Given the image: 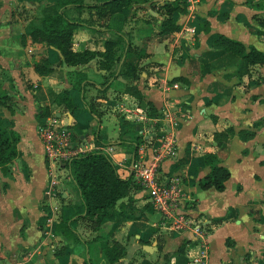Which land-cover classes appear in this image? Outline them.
Returning <instances> with one entry per match:
<instances>
[{
  "label": "crops",
  "instance_id": "obj_1",
  "mask_svg": "<svg viewBox=\"0 0 264 264\" xmlns=\"http://www.w3.org/2000/svg\"><path fill=\"white\" fill-rule=\"evenodd\" d=\"M83 1L87 6L62 10L79 23L71 49L103 51L113 41L109 70L101 56L60 63L56 48L31 41L30 29L54 12V0H0V101L8 107L0 104V119L19 135L15 157L0 166V264H193L200 247L190 229L162 224L140 186H133L130 201L120 199L130 217L95 229L79 216L71 178L61 177L53 199L58 212L47 227L46 163L36 127L51 112L83 151H104L119 175L134 181L129 164L148 161L168 132L175 153L161 161L158 178L175 177L184 205H192L186 213L203 223L206 264H264V61L248 64L214 43L221 34L264 53V0H193L192 31L175 43L177 29L158 31L161 4L173 0L117 12ZM184 19L178 14V26ZM43 55L51 71L39 75L33 63ZM126 64L134 66L132 73ZM127 85H135L142 99L128 94ZM60 91L69 94L72 110L53 101ZM205 153L228 170L220 191L199 186L209 172ZM101 240L121 249L116 260L102 255ZM181 243L183 252L171 254Z\"/></svg>",
  "mask_w": 264,
  "mask_h": 264
},
{
  "label": "trees",
  "instance_id": "obj_2",
  "mask_svg": "<svg viewBox=\"0 0 264 264\" xmlns=\"http://www.w3.org/2000/svg\"><path fill=\"white\" fill-rule=\"evenodd\" d=\"M99 5H106L108 12H117L136 3L146 2L148 0H97ZM55 10L53 13L45 14L41 20V26L32 28L29 31L31 41L43 43L46 46H52L58 50L61 55L60 63L79 64L90 60L95 56H101V66L109 70L113 62V41H107L103 51L71 49L72 30L79 24L77 21L69 20L62 11L66 7L87 6L83 0H54ZM230 6V5H229ZM228 6V7H229ZM165 16L160 22L159 32L173 31L178 29L176 18L178 14L184 13V0H173L161 4ZM226 10L222 15H226ZM264 27V17L259 21ZM203 28V26H202ZM205 29V27H204ZM214 43L221 48L231 51L244 59L248 64L262 63L264 53L253 47L245 50L238 41L227 38L221 34L214 37ZM34 71L39 75L47 74L51 71V64L45 55L41 56L38 61L33 63ZM127 71L133 72L134 66L126 64ZM126 71V70H125ZM111 75L107 72L104 80L100 84L103 86L106 79ZM107 85L103 86L105 89ZM125 91L134 96L136 99H142V95L135 85L125 86ZM102 96V95H100ZM3 98V96H0ZM57 104H63L66 108L72 110L74 104L66 91H60L53 97ZM0 104L5 105L0 101ZM8 108V107H7ZM89 111L93 112L91 108ZM98 139V136L95 135ZM19 135L14 131L10 124L4 123L0 119V166L5 165L16 155V142ZM214 154L205 153L204 161L209 164V172L199 180V186L205 188L213 186L216 190L223 189V182L228 177V170L220 165L215 164ZM68 175L71 178L76 189L82 212L79 214L85 220L92 222L93 228L100 227L107 220L123 219L130 217L127 214L125 204L120 200L126 197L130 201V192L134 187L140 186L131 177H121L117 172L114 164L111 162L106 153L102 150H88L72 157L67 163ZM120 200V201H119ZM150 205V204H148ZM152 209V208H151ZM153 210V209H152ZM184 243L171 254H180L183 252ZM99 248L102 255L109 261L116 260L120 255V248L116 244H107L106 241L99 242ZM170 254V255H171ZM165 256H169L166 254ZM83 264H94L89 259H84Z\"/></svg>",
  "mask_w": 264,
  "mask_h": 264
},
{
  "label": "built area",
  "instance_id": "obj_3",
  "mask_svg": "<svg viewBox=\"0 0 264 264\" xmlns=\"http://www.w3.org/2000/svg\"><path fill=\"white\" fill-rule=\"evenodd\" d=\"M185 19L177 29L174 43L181 37L190 34L192 26L190 20L194 16L192 8L193 0H184ZM175 87L176 84L172 83ZM36 135L41 142L43 157L46 163L47 187L44 190L45 206L50 211L45 218V225L49 227L58 212V206L53 199L58 195V185L62 175L69 177L67 163L72 157L84 152L76 145L70 131L54 113L43 117L36 127ZM175 153V140L166 132L159 136V144L152 152L148 161L133 159L129 164V170L135 181L145 191L148 203L159 215V220L169 230H182L188 228L200 242L197 253L192 257L193 264H206L207 244L204 241L206 230L201 221L196 220L186 213L191 203L184 205L186 195L175 177L161 182L158 178V167L162 160L173 156ZM193 208V207H192Z\"/></svg>",
  "mask_w": 264,
  "mask_h": 264
},
{
  "label": "water",
  "instance_id": "obj_4",
  "mask_svg": "<svg viewBox=\"0 0 264 264\" xmlns=\"http://www.w3.org/2000/svg\"><path fill=\"white\" fill-rule=\"evenodd\" d=\"M146 249L151 253V255L153 256L154 254H153V250H154V246L153 245H148V246H146Z\"/></svg>",
  "mask_w": 264,
  "mask_h": 264
},
{
  "label": "rangeland",
  "instance_id": "obj_5",
  "mask_svg": "<svg viewBox=\"0 0 264 264\" xmlns=\"http://www.w3.org/2000/svg\"><path fill=\"white\" fill-rule=\"evenodd\" d=\"M63 178H66L64 175H62Z\"/></svg>",
  "mask_w": 264,
  "mask_h": 264
}]
</instances>
